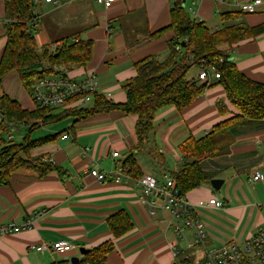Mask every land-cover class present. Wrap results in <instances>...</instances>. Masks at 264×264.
I'll list each match as a JSON object with an SVG mask.
<instances>
[{"label":"crops","instance_id":"0c3cea01","mask_svg":"<svg viewBox=\"0 0 264 264\" xmlns=\"http://www.w3.org/2000/svg\"><path fill=\"white\" fill-rule=\"evenodd\" d=\"M56 1L58 5L41 0L36 6L38 48L52 51L59 47L56 42L69 38L92 41V60L68 75L78 83L94 73L96 93L115 104L127 102L123 85L137 76L136 65L149 57L164 58L176 38L171 30L159 39L150 37L170 25L174 0H116L109 6L96 0ZM248 1L255 0L184 2L190 18L211 30L237 23L250 28L264 26V0H260L257 12L244 13L240 4ZM226 13H240L241 19L225 23L221 16ZM7 23L5 2L0 0V60L8 41ZM229 56L245 77L264 84V32L233 46ZM200 71L192 68L189 79L198 81ZM209 74L208 83L216 82L215 73ZM3 94L17 100L25 110L36 109L15 72L5 77L0 88V96ZM221 101L229 111L225 115L217 107ZM236 114L221 85L206 90L183 111L175 107L161 109L148 147H156L163 162L153 159L148 150L135 151L138 117L119 111L92 115L79 122L70 117L37 130L35 133L48 131L41 139L58 136L32 149L29 156L60 167L63 174L55 171L39 177L35 171L20 170L9 185L0 187V226H30L0 236V264H71L73 257H78L81 264L80 248L90 250L107 242L113 244V250L106 264H197L211 247L241 244L254 237L264 228V126L240 124L226 152L200 160L209 183L185 195L204 224L207 240L200 246L188 248L194 242L195 230L186 227L183 236L178 235L177 220L163 208V195L146 194L141 178L130 176L114 182L119 163L133 154L141 177L151 174L164 190L166 178L181 170L183 143L191 137H205L213 127ZM115 152L120 159L113 157ZM94 168L108 174L109 179L97 182L90 175ZM257 171L262 179L253 181ZM214 179L224 181L220 190L212 188L210 181ZM212 198L222 201L224 208L200 207ZM120 212L128 216L132 227L116 237L108 220ZM60 240L73 244L77 251L63 257L31 249Z\"/></svg>","mask_w":264,"mask_h":264},{"label":"trees","instance_id":"16d2710c","mask_svg":"<svg viewBox=\"0 0 264 264\" xmlns=\"http://www.w3.org/2000/svg\"><path fill=\"white\" fill-rule=\"evenodd\" d=\"M184 1L174 0L170 25L150 36L159 39L166 31H173L176 38L170 43L168 54L164 58H146L136 65L137 76L123 85L127 94L125 104H115L104 95L94 92L91 93L90 103L83 107L68 109L36 104V109L29 111L8 95L0 96V187L9 185L13 175L20 170L35 171L39 177L55 171L62 175L60 167L29 156L32 149L54 141L58 135L39 140H32L31 136L45 126L57 124L70 117L79 122L92 115L114 111L137 116L135 151L148 150L153 159L163 162L164 158L158 149L148 147L157 113L166 107L183 111L203 96L206 90L221 85L238 114L213 127L203 138H188L181 148V170L169 176L174 180L179 196H185L209 183L208 176L200 166V160L218 157L226 152L231 147L240 124L264 126V84L245 77L229 58L233 46L260 35L264 32V26L250 28L244 23H237L225 24L222 28L211 30L203 22L190 18ZM4 2L8 18V41L0 60V88L5 77L15 72L23 90L31 97L37 80L65 75L73 69L85 67L92 60L94 43L73 38L56 42L59 47L54 51L46 47L42 55L38 54L35 34L39 17L36 14L35 0ZM240 13L223 14L222 21H237L241 19ZM192 68L213 71L220 78L214 83L200 84V80L189 79ZM81 97L82 95L70 98L67 104L74 103ZM217 107L223 115L229 112L223 101L218 102ZM22 132H26V135L17 142L15 134ZM122 163L128 169L129 177L142 179L133 154H129ZM108 225L116 237L125 234L132 227L128 216L122 212L111 217ZM112 250L113 244L110 242L90 249L82 257L81 264H106V257ZM59 264L69 262L62 261ZM182 264L188 263L183 261ZM189 264L193 263L189 261Z\"/></svg>","mask_w":264,"mask_h":264},{"label":"built area","instance_id":"2783aa9c","mask_svg":"<svg viewBox=\"0 0 264 264\" xmlns=\"http://www.w3.org/2000/svg\"><path fill=\"white\" fill-rule=\"evenodd\" d=\"M41 0H35L37 6ZM46 3H52L58 5L56 0H44ZM77 0H63V2H73ZM116 0H96L99 4H105L107 6L113 4ZM260 0L243 2L240 4V8L244 13H255L259 10L261 5ZM214 79H219L218 73H215ZM199 80L205 83L210 80V74L206 71H201ZM97 82L94 73H91L82 82H74V79L70 78L68 73L65 75L48 76L36 81L34 85L33 102L42 107H65V108H78L86 106L91 101V93L96 92ZM78 101L67 104L70 98L75 96H81ZM65 136L64 139H67ZM113 157L120 159V154L115 152ZM128 169L123 167L122 161L119 163L118 169L115 171L114 182L120 183L122 178H128ZM90 175L99 183L106 182L109 177L104 172H99L94 168L91 170ZM262 179L260 172H254L252 180L259 181ZM141 184L144 187L145 193L151 196L163 195V208L171 212L173 217L177 220L175 225L178 235L183 236V230L188 227L195 230L194 242L188 248H194L202 245L207 240V235L204 229L202 221L198 220L195 216V209L191 203L187 201L185 196H179L175 190L174 180L167 177L166 187L161 190L157 180L151 174H146L141 179ZM200 207H212L215 209H223L224 204L217 198H212L206 203H202ZM184 223V225H181ZM30 226H24V228L17 227L14 224L7 226H0V236H6L13 233H18L23 229H27ZM31 249L38 253L52 252L59 256L66 257L70 253L77 251L76 246L73 244L60 240L52 244H40L31 246ZM197 264H264V228H261L257 235L245 240L239 244L231 242L219 247L209 248L204 257Z\"/></svg>","mask_w":264,"mask_h":264},{"label":"water","instance_id":"95a60500","mask_svg":"<svg viewBox=\"0 0 264 264\" xmlns=\"http://www.w3.org/2000/svg\"><path fill=\"white\" fill-rule=\"evenodd\" d=\"M184 5H185V2H184ZM212 188L214 190H220L221 187L223 186L224 184V181L223 180H219V179H214L210 182ZM89 250L85 249V248H80V254L82 256L86 255L88 253ZM70 263L71 264H80V259L78 257H73L71 258L70 260ZM173 264H178V263H173Z\"/></svg>","mask_w":264,"mask_h":264},{"label":"rangeland","instance_id":"374dc122","mask_svg":"<svg viewBox=\"0 0 264 264\" xmlns=\"http://www.w3.org/2000/svg\"><path fill=\"white\" fill-rule=\"evenodd\" d=\"M37 10V12H39L38 10L39 9H36ZM40 29H41V27H40ZM46 49V48H45ZM44 51L45 50H41L40 48H38V54H40V55H42L43 53H44ZM53 51H54V49H53ZM44 64H47V62H44ZM26 92V91H25ZM48 128V127H47ZM26 132H22V133H17V134H15V140L17 141V142H19L20 140H21V138L22 137H24L26 134H25ZM45 135H48V131H46V129L45 130H40V131H38L37 133H35V134H33L32 136H31V139L32 140H36V139H41L42 137H44ZM229 149V147L226 149V151Z\"/></svg>","mask_w":264,"mask_h":264}]
</instances>
